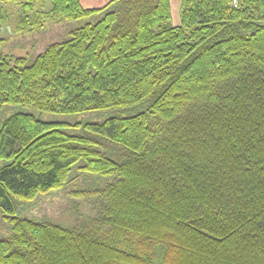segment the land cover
<instances>
[{
    "label": "trees",
    "instance_id": "16d2710c",
    "mask_svg": "<svg viewBox=\"0 0 264 264\" xmlns=\"http://www.w3.org/2000/svg\"><path fill=\"white\" fill-rule=\"evenodd\" d=\"M9 3L17 30L75 24L0 55V106L34 111L0 116V264H264V0H181L178 25L171 0H0V31ZM75 166L90 226L21 215Z\"/></svg>",
    "mask_w": 264,
    "mask_h": 264
},
{
    "label": "rangeland",
    "instance_id": "374dc122",
    "mask_svg": "<svg viewBox=\"0 0 264 264\" xmlns=\"http://www.w3.org/2000/svg\"><path fill=\"white\" fill-rule=\"evenodd\" d=\"M108 0H81L84 6H100ZM181 0H171L172 21L174 25L179 24V7ZM37 17L32 16L31 26L25 27L23 30H17L20 19V5L18 3L4 4L7 18L2 24L0 38L3 41L0 44V55L8 59L20 56H28L33 58L40 53L45 46L51 42L59 41L65 34L67 28L73 23H57L47 20L43 15L49 8L36 7ZM33 11V12H35ZM41 13V14H40ZM43 15V16H41ZM38 18V19H37ZM37 20H40L37 21ZM30 111L19 106H0V116L3 118L6 114L16 111ZM95 115L84 113L71 116L62 115H42V119L58 120L68 123H85L93 120ZM84 175L75 166L72 169L70 180L64 186L55 188L50 192L38 194L36 198L29 201H19V211L21 215L37 220L51 219L65 224H79L83 222L90 226L93 212L88 203L89 199L75 195V192L81 188ZM101 230V229H100ZM8 230L0 221V236L7 235Z\"/></svg>",
    "mask_w": 264,
    "mask_h": 264
},
{
    "label": "crops",
    "instance_id": "0c3cea01",
    "mask_svg": "<svg viewBox=\"0 0 264 264\" xmlns=\"http://www.w3.org/2000/svg\"><path fill=\"white\" fill-rule=\"evenodd\" d=\"M106 3V2H105Z\"/></svg>",
    "mask_w": 264,
    "mask_h": 264
}]
</instances>
